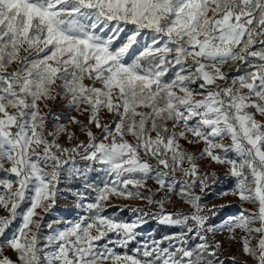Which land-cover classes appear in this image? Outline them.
Listing matches in <instances>:
<instances>
[{"label": "snow or ice", "instance_id": "1", "mask_svg": "<svg viewBox=\"0 0 264 264\" xmlns=\"http://www.w3.org/2000/svg\"><path fill=\"white\" fill-rule=\"evenodd\" d=\"M73 179L87 214L45 235ZM0 211V264H224L225 232L264 264V0H0ZM149 221L178 231L141 242Z\"/></svg>", "mask_w": 264, "mask_h": 264}, {"label": "rangeland", "instance_id": "2", "mask_svg": "<svg viewBox=\"0 0 264 264\" xmlns=\"http://www.w3.org/2000/svg\"><path fill=\"white\" fill-rule=\"evenodd\" d=\"M123 39V37H121ZM139 39V38H138ZM119 43V41H117ZM135 47V45H134ZM228 70V69H226ZM232 74L235 73V69L231 70ZM53 108L55 111L60 112L64 105L62 103L53 105ZM72 115H77L76 113H72ZM79 136L80 140H84L85 136L82 132L79 131L78 128H74ZM93 131L97 132V135H99L98 130L93 129ZM61 142H64V138H61ZM186 148H188L192 152H197L202 148V145H185ZM78 165H84V161H78ZM201 167L214 170L217 175L219 176V181L214 185V188L210 190V194L205 197V202L211 206V204H220V203H230L232 207L228 209V212L226 214H237L240 207H236L235 202L232 201L234 199L233 196H228L223 199L217 200L215 198V192L219 190H227L231 187H234L235 179L229 175H226L227 172V166L225 165H216V164H210L207 160L200 161ZM95 171H91L88 174V181L89 183L94 184H100L103 180L106 179L105 172L103 171L102 166L95 165ZM79 182V183H78ZM152 183L151 181L149 182ZM154 186V185H153ZM59 187L62 189V191L58 194L59 198L56 202V205L45 215V227L43 229V233L45 235L50 234V230L46 227L47 223L54 222V221H62V223L56 224L53 223V228L56 230H62L67 225L66 221H74L79 219L82 215H86L87 213L82 208H77V197L73 195L74 192H80L83 193L87 199L83 201V203H87L91 201L92 196L94 195L91 193L90 189H86L84 187V182L78 179H73L71 181L62 180ZM173 200L175 201L176 198L173 197ZM238 201V200H237ZM112 204L119 205L120 207H124L125 205H131V206H139L144 207V202L141 201H134V200H123V199H112ZM240 205V203H239ZM175 207L177 209H183L185 211L189 210V206L187 204H184L180 201H176ZM247 207V206H246ZM172 205H169V209L171 210ZM238 209V210H237ZM113 213L116 214L117 218L123 219L126 221H130L134 218V214L125 210V211H118L116 207H109L105 215H112ZM7 213L0 211V215H6ZM218 222V221H214ZM15 228V225H13V229ZM154 230H160L162 233H172L178 231L176 228H162L160 225H158L154 221H149L146 225H144L142 228L138 229V232H140L142 235L139 237L140 241H151L153 237L157 238L154 235ZM229 234L223 233L218 234L215 236V240L220 242L223 246V251L220 253L221 260L224 261V264H233V261L230 259L232 256L237 257L236 264H240V262L245 259L241 252V245L237 240H229L228 239ZM113 239L115 237L113 236ZM255 243V241L253 242ZM138 245L136 243H132L129 245L128 251L131 252L132 248L137 247ZM118 252L124 251V249H116ZM5 254L15 259V254L10 251L6 250ZM248 264H254V262L249 259Z\"/></svg>", "mask_w": 264, "mask_h": 264}, {"label": "trees", "instance_id": "3", "mask_svg": "<svg viewBox=\"0 0 264 264\" xmlns=\"http://www.w3.org/2000/svg\"><path fill=\"white\" fill-rule=\"evenodd\" d=\"M79 183V182H78ZM154 235L158 238H160L162 235H165L166 233H162L160 230H154Z\"/></svg>", "mask_w": 264, "mask_h": 264}, {"label": "crops", "instance_id": "4", "mask_svg": "<svg viewBox=\"0 0 264 264\" xmlns=\"http://www.w3.org/2000/svg\"><path fill=\"white\" fill-rule=\"evenodd\" d=\"M238 199L236 198V197H234V199L232 200V201H234L235 202V205H236V207H240V205H239V201H237ZM238 210V209H237Z\"/></svg>", "mask_w": 264, "mask_h": 264}]
</instances>
